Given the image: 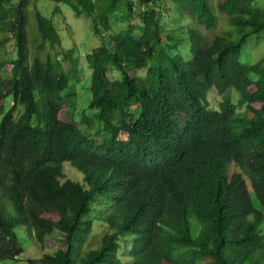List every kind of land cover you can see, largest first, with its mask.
I'll return each instance as SVG.
<instances>
[{"label": "trees", "instance_id": "trees-1", "mask_svg": "<svg viewBox=\"0 0 264 264\" xmlns=\"http://www.w3.org/2000/svg\"><path fill=\"white\" fill-rule=\"evenodd\" d=\"M52 1L91 17L106 37L86 55L89 105L66 121L81 56L74 47L40 56L62 36L37 10L43 41L31 64L30 0H0V35L12 33L16 47L13 56L0 38V264H17L21 230L43 248L61 238L29 264H264V56L240 60L264 29V6L221 0L234 31L207 40L193 22L217 26L211 0ZM171 9L192 25L167 31ZM115 11L127 29L113 31ZM66 163L82 180L65 177Z\"/></svg>", "mask_w": 264, "mask_h": 264}, {"label": "rangeland", "instance_id": "rangeland-1", "mask_svg": "<svg viewBox=\"0 0 264 264\" xmlns=\"http://www.w3.org/2000/svg\"><path fill=\"white\" fill-rule=\"evenodd\" d=\"M214 6V10L218 16V24L214 29L208 30L203 26L198 25L193 22L195 26L200 27L205 33L207 40H211L214 35L221 34L224 32L234 31V27L229 24L228 17L222 13L219 9V2L221 0H211ZM257 6L263 7L264 0H257ZM59 6L61 12H56V8ZM40 10L45 16L51 18L59 33L62 36V44L56 48H52L48 43L44 45V48L40 52L41 57H45L48 52L56 53L59 52L61 57H64L67 50L71 48H76V55L81 56V81L76 84L79 96L77 98V108L76 110L67 109L63 110L60 113V117L66 121H71L73 119L81 118L82 111L87 109L89 102L92 98V92L90 90V83L92 77V69L86 61V55L90 53L93 48L102 45L104 43V38L106 37L104 33L98 34L95 32L93 26V19L87 15H77L71 7L64 3H55L52 0H30L28 4V21H27V32H28V45H29V56L31 64L34 61L37 52V46L42 43L43 39L39 32L37 20H36V11ZM169 13V14H166ZM163 13V21L166 25L167 31H180V26L192 25V21L188 16L180 17L174 10H169V12ZM116 15V11L112 14L113 21V31H120L127 29L129 23L120 21ZM118 19V20H117ZM133 23H139V17H133ZM8 37L7 47L10 49V52L13 53V56L16 55L15 47V38L12 36V33L8 32L6 34L0 35L2 37ZM236 38V36H234ZM180 53L185 58H190V41L188 38L184 39L183 43L180 45ZM264 56V29L261 30L258 34L251 35L245 42L244 48L241 52L240 60L245 63H255L260 61ZM64 65L66 68L69 67L70 62L65 61ZM12 65H7L3 70V76L8 77L11 74ZM120 75L118 71H114ZM142 73V72H140ZM254 77H257L253 74ZM208 98L210 101V107L213 109H218L222 101V96L218 93L216 88H212L208 92ZM231 98L234 102H238L240 94L236 89H233L231 92ZM7 108L10 106L9 98L6 100ZM261 103H255L256 107H260ZM2 116H0V121ZM92 123V122H91ZM96 125L95 123H93ZM68 163V162H67ZM65 166V177L72 178L75 180H82L83 174L77 172L70 164ZM254 200L256 201L255 195ZM257 203V202H256ZM104 226L99 223L96 225L95 235L98 236L102 233ZM20 244L23 246V252L20 255V259L16 262L17 264H29V257H40L45 252H48L53 248V246L59 245L61 238L59 235H54L48 239L46 247L38 246L25 232L21 230L19 232Z\"/></svg>", "mask_w": 264, "mask_h": 264}]
</instances>
